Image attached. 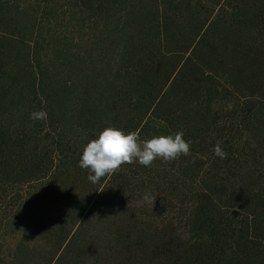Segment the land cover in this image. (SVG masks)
Listing matches in <instances>:
<instances>
[{"label":"trees","instance_id":"16d2710c","mask_svg":"<svg viewBox=\"0 0 264 264\" xmlns=\"http://www.w3.org/2000/svg\"><path fill=\"white\" fill-rule=\"evenodd\" d=\"M99 2L107 39L79 80L0 64V264H264V0ZM108 126L190 151L93 184L77 161Z\"/></svg>","mask_w":264,"mask_h":264},{"label":"rangeland","instance_id":"374dc122","mask_svg":"<svg viewBox=\"0 0 264 264\" xmlns=\"http://www.w3.org/2000/svg\"><path fill=\"white\" fill-rule=\"evenodd\" d=\"M99 1L0 0V55L5 56L1 52L6 51L9 57L17 56L13 60L18 62L14 63L9 59L4 63L0 61V64L3 66L24 64L28 67L34 65L37 71L42 69L44 77L59 76L65 80H79L86 75L85 70L91 62L95 61L101 42L107 39L103 33L104 22L101 20L105 7H102ZM103 1L119 2V0ZM46 82L48 83V80ZM53 84L56 85V82ZM45 91L53 95L57 90L53 91L46 87ZM261 113L264 114L262 110ZM263 124L264 121L257 120L252 129H249L252 141H257L259 138L257 136H260L261 132L258 133V129L264 131ZM209 153L206 151L205 155L208 156ZM180 157L178 160L174 159L177 166L181 164ZM171 163H168V166H172ZM0 187L2 188L0 190L1 257V240L12 237L11 232L1 228V222L8 208H11L12 202L6 196L7 188L4 187V182L1 184V177ZM171 213L176 214L177 211L172 209ZM179 220L176 224L184 229L181 217ZM25 237L34 240L37 237V230L32 226L26 228Z\"/></svg>","mask_w":264,"mask_h":264},{"label":"clouds","instance_id":"9594fccd","mask_svg":"<svg viewBox=\"0 0 264 264\" xmlns=\"http://www.w3.org/2000/svg\"><path fill=\"white\" fill-rule=\"evenodd\" d=\"M29 116L33 120H44L47 113L39 110ZM189 151L190 141L183 138L182 132L154 135L140 141L135 132H125L118 127L108 126L85 144L77 164L81 169L87 170L88 181L96 184L122 164L135 162L148 167L155 159L167 162L181 155L187 156ZM212 152L220 159L226 155L219 142L212 147ZM142 198L145 202H153L149 193H145Z\"/></svg>","mask_w":264,"mask_h":264}]
</instances>
